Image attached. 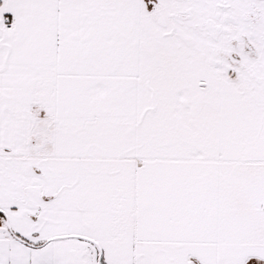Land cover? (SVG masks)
Here are the masks:
<instances>
[{
  "label": "snow or ice",
  "instance_id": "1",
  "mask_svg": "<svg viewBox=\"0 0 264 264\" xmlns=\"http://www.w3.org/2000/svg\"><path fill=\"white\" fill-rule=\"evenodd\" d=\"M0 264H264V0H0Z\"/></svg>",
  "mask_w": 264,
  "mask_h": 264
}]
</instances>
